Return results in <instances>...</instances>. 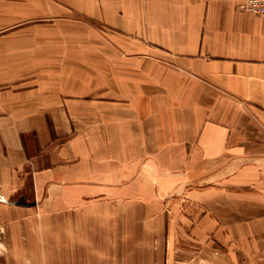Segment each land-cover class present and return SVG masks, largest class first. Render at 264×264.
Segmentation results:
<instances>
[{
  "label": "crops",
  "instance_id": "0c3cea01",
  "mask_svg": "<svg viewBox=\"0 0 264 264\" xmlns=\"http://www.w3.org/2000/svg\"><path fill=\"white\" fill-rule=\"evenodd\" d=\"M239 1L0 0V264H56V233L62 264H212V240L264 264V15ZM88 19L72 59L56 24Z\"/></svg>",
  "mask_w": 264,
  "mask_h": 264
},
{
  "label": "rangeland",
  "instance_id": "374dc122",
  "mask_svg": "<svg viewBox=\"0 0 264 264\" xmlns=\"http://www.w3.org/2000/svg\"><path fill=\"white\" fill-rule=\"evenodd\" d=\"M74 18L78 19L79 16L75 15ZM83 19V18H81ZM88 22H90L92 25V30H86L85 28L80 27L81 25L79 24H71L70 23V27L69 29H67L66 25H65V29L61 28L59 25L56 24V29L54 30V35H55V41L57 40H62V39H70V49H71V54H72V59H74V56H78V55H82L80 48H82L83 53L85 54V50H86V54H91V50L92 48L90 47L91 45H93V40L96 38V33L97 36L101 35L104 36L105 33H101V31H96L94 29V22L90 19H88ZM78 26V27H75ZM58 45V43H56V46ZM235 242L238 240H234ZM208 242V241H206ZM43 243L45 244V240H43ZM209 245L213 246V248H215L216 250H214V259L210 260L209 263L212 264H244V262H246L247 264H254V257L255 256H249V255H235L233 254V245L232 243H226V256L225 259L226 261H224V256H223V252L225 250H223L224 246L221 243L220 240H212L210 242H208ZM206 245V244H205ZM54 246L60 249H56V254L54 256L55 259V263L56 264H62V258H63V254L60 252H57L58 250H61L62 246H63V240L62 238H58L57 237V233H56V238L54 239ZM222 259V260H221ZM252 259V261L250 260ZM207 261V260H206ZM40 262H46V256L44 255V257H40Z\"/></svg>",
  "mask_w": 264,
  "mask_h": 264
},
{
  "label": "built area",
  "instance_id": "2783aa9c",
  "mask_svg": "<svg viewBox=\"0 0 264 264\" xmlns=\"http://www.w3.org/2000/svg\"><path fill=\"white\" fill-rule=\"evenodd\" d=\"M238 8L244 12L264 15V0H240Z\"/></svg>",
  "mask_w": 264,
  "mask_h": 264
}]
</instances>
